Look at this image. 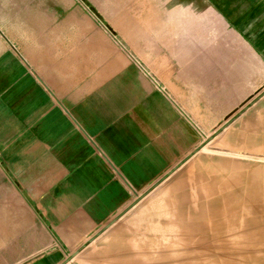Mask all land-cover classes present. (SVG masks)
Segmentation results:
<instances>
[{"label": "crops", "instance_id": "crops-1", "mask_svg": "<svg viewBox=\"0 0 264 264\" xmlns=\"http://www.w3.org/2000/svg\"><path fill=\"white\" fill-rule=\"evenodd\" d=\"M88 1L0 0V264H128L151 190L264 88V0L179 1L178 76L157 60L160 81L104 44ZM147 21L120 31L156 57L139 42L165 22Z\"/></svg>", "mask_w": 264, "mask_h": 264}, {"label": "rangeland", "instance_id": "rangeland-1", "mask_svg": "<svg viewBox=\"0 0 264 264\" xmlns=\"http://www.w3.org/2000/svg\"><path fill=\"white\" fill-rule=\"evenodd\" d=\"M179 1L181 0H159L158 3H155L156 1L152 0L151 15H146L143 14V9L137 8L139 2L136 0H89L87 12L88 17L93 16L96 18L97 29H102V33L105 36L104 44L110 43L107 39L108 37L113 39L114 43L117 44L119 48L131 54L136 66H139L140 69H143L150 76L160 81L161 79L158 75L150 69L152 64L158 60L157 65L165 64L166 66L164 65V67L167 68L168 66V68L171 67L174 69L172 71L175 72L174 74L169 73L172 75V80H174V76H178V64H180V61H178V49L182 43V41L176 39L178 37V27H180V25H178ZM182 1L184 2L186 0ZM143 3L149 5L146 1ZM157 11H159V13H157ZM112 16L125 18L124 25H117L112 19ZM148 16L149 18H145ZM155 16H160L162 22H165V25H162V27L164 32L167 33V39L139 42L148 48L146 51H149L152 46L153 52L159 53L156 57L139 56L137 50H134L130 46L120 29L124 31L126 28H130V26L125 25L126 21L130 20L143 21L145 24H142V26L145 25L144 27H146V23L149 22L147 20L151 21ZM141 18H143V20ZM182 31L183 29L181 28L179 32ZM204 53L205 46H200L198 56L199 68L206 65L207 58L205 55H201ZM190 60L191 58H188V62ZM200 70L201 69H199V71ZM263 92L264 88L253 92L252 96L243 104L231 105L230 112L226 113L223 119L219 121L215 120L213 128H210L208 131V135L204 138L201 137L198 146L195 147H201V149L190 158H187L189 154H185L178 161L179 163L183 160L184 163L177 170L168 174L156 189L151 190L153 192L148 197L149 205L151 206L155 203L158 198L161 199L164 194L169 195L172 194L171 192L175 193V191L178 190V184L180 186L179 190H181V188H186L187 196L180 197L179 203L182 205V209L178 211L190 214L189 218L186 217V220L189 221L188 227L195 229V235L199 236L207 234L209 226L207 224L201 225V223L196 224L195 222H204L210 215L207 213H210V211H217V209L212 210L208 207L209 205L206 200H200L198 194L200 193L202 195L204 192L198 191L195 193L192 191V183L196 179H199L202 175L206 177V173L212 169L218 172L222 170L220 173L224 174L226 172L224 169L228 164L232 163L234 167L228 171L231 175L223 179L220 190L218 189L220 192H216V196L220 194L223 195L224 191L230 187L233 188L237 196H240L242 189L246 191L255 188L252 183L245 182V177H242L245 173H249L246 172V170L243 173L240 171L247 168V170H259V166L264 165V159L261 158L262 151L260 150V148H264V95L252 104L249 109L245 110L243 113H240V111L256 96ZM223 107L226 108L227 106ZM223 124H227V128L218 132ZM212 134L215 135V138L209 140V135ZM228 138H231V140L229 141ZM244 152L247 153V155H244ZM254 167L256 169H254ZM252 180L254 181V179ZM255 193L256 196L246 202V212L250 219L244 229V239L242 236H236L230 229H225L215 236L208 235L204 239L201 238L202 240L197 239L186 243L185 245H187V247L185 246V249H181L182 251L178 254V250L180 249L178 245L163 247L162 240L158 238V234L154 239L155 243L147 246L148 243L145 241L147 233L143 232L142 235L145 236V239L140 243L139 248L131 246L135 248L133 250L134 257L129 256L128 264H177L178 262L198 261L197 259L201 262H204V260L219 261V259H226L225 255L228 253L227 249L219 247L222 244H229V246L232 245V247L239 244L240 248L238 253L240 255H245L249 261V263L246 262V264H264V189L260 190L259 187L257 188L256 186ZM235 202L236 204H242L238 199H236L234 203ZM196 204L198 206H204V208L196 209ZM150 213H153V208L150 209ZM196 213H198L199 216H194ZM161 220L164 221L165 219L161 218ZM128 252L130 253L131 250ZM200 261H198V263L202 264Z\"/></svg>", "mask_w": 264, "mask_h": 264}, {"label": "bare ground", "instance_id": "bare-ground-1", "mask_svg": "<svg viewBox=\"0 0 264 264\" xmlns=\"http://www.w3.org/2000/svg\"><path fill=\"white\" fill-rule=\"evenodd\" d=\"M228 140L230 141L231 138H228ZM260 150L262 151L261 158L264 159V148L262 147L260 148ZM243 154L247 155V153L245 152ZM233 167L234 165L232 163L228 164L227 167L224 169V171H226L224 174L220 173L222 170H219L218 172L217 170L212 169L208 173H206L207 174L206 177L202 175L199 179H196L192 183L193 192L195 193L198 191L204 192L202 195L200 193L198 194L200 196V200L202 199L206 200V202H208L209 205L208 207H210L212 210L217 209V211H212V212L210 211V213H207L210 215L208 216V219H206L204 222L203 221L195 222L196 224L201 223V225L207 224L209 226V230L207 231V234L199 235V236L195 235L196 234L195 229L189 228L188 227L189 221L186 220V217L189 218L190 214H186L182 211L181 212L178 211L179 209H182V205L179 203V200L181 199L180 197L187 196L186 195L187 189L181 188V190H179L180 186L178 184V188H177L178 190H176L175 193L171 192L172 194L169 195L164 194L161 199L158 198L156 202L151 205L150 209L153 208V213L148 212L149 215H147V218H145L146 222L144 223L146 229L144 228L143 230L145 233H147L145 240L148 243L147 246L155 243L154 239L157 237L158 234V238L162 240L163 247H167L169 245L174 246L177 244L178 247L180 248L178 250V254H179V252L182 251L181 249H185V246L187 247V245H185L186 243H189L190 241H195L197 239L202 240L206 238L208 235L215 236L221 233L225 229H230L236 234V236L238 235L242 236V238L244 239L243 237L244 229L245 226H247V223L249 222L250 219L246 212L247 209L246 202L249 201L252 197L256 196V193L258 192L257 191L255 193L256 186L257 188L259 187L260 190L264 189V165L259 166V170H247L248 169L247 168L244 169L243 171H240L243 173L246 170V172L250 174L249 175L245 173L244 176L242 177H245V182L252 183L255 186V188L248 189L246 191L242 189L240 196H237L233 191V188L230 187L226 191H224L223 195L220 194L219 196L218 195L216 196V192H220L218 191V189L220 190V185L222 184L223 179L226 177H230L231 173L228 171L230 169H233ZM254 169L256 168L254 167ZM252 179H254V181ZM236 199H238L239 202L241 201L242 204L241 203L236 204V202L234 203ZM197 204H201V203H197ZM197 204H196V209L204 208V206H198ZM194 216H199V214L196 213ZM161 218H164L165 220L162 221ZM132 246H136L137 248L140 246V244L136 242ZM234 246L233 247L232 245L229 246V244L227 245L222 244L221 246H219L223 249L228 250V253H226L225 255L226 259H221V260L219 259V261L204 260V262H201L199 259L197 260L200 261L202 264H246V262L249 263L245 255H240L238 253L240 245L238 244ZM198 261L178 262L177 264H199Z\"/></svg>", "mask_w": 264, "mask_h": 264}, {"label": "water", "instance_id": "water-1", "mask_svg": "<svg viewBox=\"0 0 264 264\" xmlns=\"http://www.w3.org/2000/svg\"><path fill=\"white\" fill-rule=\"evenodd\" d=\"M264 95V92L259 94L256 98H254L249 104H247L246 106H244V108L240 111V113H243L245 110L249 109L251 107L252 104H254L258 99L262 98V96ZM227 127V124H223L221 126V128L218 130V132L222 131L223 129H225ZM215 138V135L212 134L209 136V140H212ZM199 149H201L200 147L195 148L189 155L187 158L192 157L194 154H196ZM184 163V161H180L171 171L170 173L174 172L175 170H177L182 164Z\"/></svg>", "mask_w": 264, "mask_h": 264}]
</instances>
